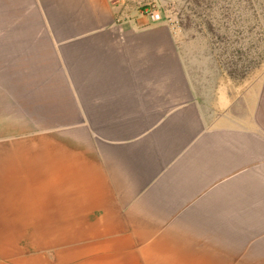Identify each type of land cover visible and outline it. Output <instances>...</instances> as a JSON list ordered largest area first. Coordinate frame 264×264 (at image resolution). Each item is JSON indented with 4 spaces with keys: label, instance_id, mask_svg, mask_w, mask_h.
Instances as JSON below:
<instances>
[{
    "label": "crops",
    "instance_id": "obj_1",
    "mask_svg": "<svg viewBox=\"0 0 264 264\" xmlns=\"http://www.w3.org/2000/svg\"><path fill=\"white\" fill-rule=\"evenodd\" d=\"M189 45L114 0H0V264H264V60Z\"/></svg>",
    "mask_w": 264,
    "mask_h": 264
},
{
    "label": "rangeland",
    "instance_id": "obj_2",
    "mask_svg": "<svg viewBox=\"0 0 264 264\" xmlns=\"http://www.w3.org/2000/svg\"><path fill=\"white\" fill-rule=\"evenodd\" d=\"M126 10L158 8L163 20L181 31L191 55L212 69L243 77L259 69L264 60L262 0H114ZM257 15V16H256ZM260 16V15H259ZM263 29V30H261ZM210 60V61H209Z\"/></svg>",
    "mask_w": 264,
    "mask_h": 264
},
{
    "label": "built area",
    "instance_id": "obj_3",
    "mask_svg": "<svg viewBox=\"0 0 264 264\" xmlns=\"http://www.w3.org/2000/svg\"><path fill=\"white\" fill-rule=\"evenodd\" d=\"M142 13L148 16L151 22H159L163 20L162 13L158 8H146Z\"/></svg>",
    "mask_w": 264,
    "mask_h": 264
}]
</instances>
